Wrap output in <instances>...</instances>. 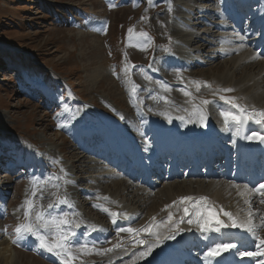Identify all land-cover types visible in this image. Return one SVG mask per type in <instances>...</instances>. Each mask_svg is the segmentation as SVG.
<instances>
[{
  "label": "rangeland",
  "instance_id": "obj_1",
  "mask_svg": "<svg viewBox=\"0 0 264 264\" xmlns=\"http://www.w3.org/2000/svg\"><path fill=\"white\" fill-rule=\"evenodd\" d=\"M221 1L154 0L149 4L148 0H0V148L19 152L22 163H26L27 158L32 165L21 168L19 174H1L0 248L3 240L12 242L14 228L24 222L23 202L32 198L35 209L44 210L46 215L68 213V218L76 223L83 221L75 230L86 233L93 226L99 228L90 239L84 240L81 236L73 239L72 251L78 257L73 264H130L134 254L145 248H141L143 245L139 249V245L133 248V234H117L119 217L112 227L109 214L94 205L131 214L126 224L132 228L142 227L155 217V223L160 225L157 228L159 234L168 230L161 238L170 243L171 238L167 237H175L174 231L184 229L180 231L184 233L191 229L195 232L197 226L189 224V217H185L177 227L168 229L171 223L165 222L162 215L168 204L163 196L167 188L189 183L192 179L193 182L223 181L229 187L238 185L196 175L193 178L177 177L147 188L119 176L115 168H109L115 156H110L107 162L99 157L102 153L99 146L104 147L107 143L110 151H116L115 137H119L121 147L128 154L136 147L153 156L157 152V137L152 138L156 130L160 133L159 127L164 128L167 137L171 138L177 124L185 121L190 125L209 123L227 132L226 137L216 140L228 144L230 139L236 145L238 127L233 121L226 124L221 115L236 109L220 100V96L236 97L238 103L249 109L254 107L250 103L257 104L255 109H264V99L258 98L260 94L264 95V57L257 55L251 47L250 34L246 36L247 41L243 37L244 31L250 30L244 24L250 21L257 24L259 13L264 12V4L260 5L261 0H253L247 11H235L229 6L226 13L234 16L232 24L229 25L227 16L223 17L220 12L222 24L213 28V22L204 20L207 16L202 8L209 10V19L221 21L217 10L223 6ZM109 4L113 6L109 7ZM169 4L171 12L168 11ZM250 12L258 15L253 14L251 18ZM129 28L133 29L132 34ZM140 32L151 37L150 46L145 47L148 41L137 35ZM233 35L242 39L228 42ZM254 41L259 42V39ZM181 42L186 44L185 48ZM165 46L180 60H168ZM246 56L249 60L244 61ZM21 62L36 70L25 72L28 77H23L18 69ZM164 84L168 86L167 90ZM223 88L233 91L223 92ZM182 89L191 96H185ZM202 100L211 103L203 105ZM194 105L203 111L196 112ZM201 115L205 117L203 122ZM168 116L172 118L171 122ZM239 125L245 131L249 127L256 131L264 129L252 121ZM85 129L102 138L101 143L80 149L79 134ZM127 132L134 138L133 142L126 140ZM201 145L195 146V156L203 152ZM256 149L260 151L258 147ZM0 161L3 164V160ZM35 181L45 183L42 186L36 184V195L33 196ZM205 185L208 184H201L202 192ZM197 186L198 183H194V188ZM233 191L238 192L235 187ZM174 193L175 198H179L186 191L174 190ZM228 193L219 195L222 198L220 207L246 219L249 206H242L245 197L237 193L232 198L231 192L226 198ZM257 196L258 212L264 213V204L259 203ZM65 198L67 204L48 207ZM180 210L183 211V207ZM34 215L33 211V218ZM164 225L168 227L163 229ZM46 234L51 238V234ZM258 234L264 238V232ZM124 236L132 237L127 244L121 242ZM140 238L156 242V238L148 233H140ZM117 243L120 248L103 255L78 251L81 245L104 249ZM14 245L12 253L16 264H61L58 257L38 246L39 241L34 236L28 235ZM127 247L133 250L131 256H125Z\"/></svg>",
  "mask_w": 264,
  "mask_h": 264
},
{
  "label": "snow or ice",
  "instance_id": "obj_2",
  "mask_svg": "<svg viewBox=\"0 0 264 264\" xmlns=\"http://www.w3.org/2000/svg\"><path fill=\"white\" fill-rule=\"evenodd\" d=\"M149 4H153L154 0H148ZM112 4H109V7H112ZM168 11H172L171 4L168 6ZM144 19V17H141ZM106 30V28H105ZM129 33H133V29L129 28ZM137 35L141 37H145L148 41L145 44V47L150 46L151 37L148 36L146 32H140ZM242 39V38H241ZM164 51L168 52V47H164ZM259 55V54H257ZM255 58V57H254ZM134 67V66H133ZM116 74L115 72L113 73ZM146 79L148 77H145ZM199 82H197V90H199ZM138 87V86H137ZM163 87L167 90V85L164 84ZM135 87L133 91H135ZM183 94L185 96H191V93L188 91H184ZM223 92H231L233 91L230 88L221 89ZM162 99H166L161 97ZM220 100L224 101L226 104L231 105L233 111H225L222 112L221 115L224 117L225 122L227 124L228 121H234L237 124H244L249 121H254L256 124L264 126V109H255L254 107L249 109L248 106L242 105L237 102V98L233 96H220ZM211 103L208 100H202L201 104L207 105ZM197 111L202 112L203 109L199 108V106H193ZM162 115H166V113H161ZM169 122H171V117H167ZM179 119L183 120L184 117H179ZM201 121L205 119L203 115L200 117ZM248 140H258L261 143H264V135H261L258 132H252L251 135L245 137ZM63 172V169H61ZM57 179H62V177H57ZM45 181H35L32 188V195H36V184L43 185ZM233 187L237 188L238 194L245 197L244 203L249 206V211L247 212L246 219H240L237 216H234L231 212L225 211L223 208H220V212L223 213L224 216L228 217V222L221 220L219 218V214L214 211L211 206L208 204V197L200 196L198 198H194L192 196H182L179 197V202H190L189 206L184 207V216L180 218L183 220L185 217L189 216L191 211L192 218L188 219L189 224H195L198 226L199 230L203 232H217L219 233L222 228H233L240 229L242 232H246L251 237L249 241V245L255 244L256 251H240L239 248L243 247V245H238L235 243H217L215 247H209L208 251L204 254L205 260L211 261L217 257H220L222 253L233 251L235 254H238L240 257H264V238H262L258 232L260 227H264V213L253 212L252 211V200L251 197L253 195H259L260 204H264V182L256 184L254 187H249L248 184L243 186L233 185ZM104 199H107L105 197ZM195 201V202H193ZM178 201H173L170 205H165V208H171L173 205L177 204ZM67 199H58L56 204H49V208H54L57 204H67ZM24 206V222L18 224L14 228V237L12 242L14 244L26 238L28 235L36 237L39 241V247L52 255L58 257L60 259L61 264H73V261L78 259V257L72 251V241L76 237V228H79L83 221L76 223L74 220L68 218V213H61L58 215H46L44 210H36L32 198H27L23 202ZM94 207H101V210L108 213L112 218V223L116 224L117 218H122L124 220H128L131 217L129 213H117L113 212L108 208H103L100 205H94ZM35 212L34 218L32 217V212ZM260 215V223L257 224L254 222V216ZM167 221H171L172 224H177L179 221L173 220L172 213H168ZM160 225L155 223V217L152 218V222L140 227V228H132V227H119L117 229V234L121 232H127L129 234H133L135 236V241L133 243V248L136 245L145 246V250L139 252L138 254H134L133 259H143L144 257L151 254L153 248L157 246L159 242H161L162 238L157 231V228ZM6 230V228H5ZM184 229H178L177 231H183ZM46 233L51 234V238ZM140 233H148L156 238V242L146 241L140 238ZM167 238H172L168 236ZM121 245L119 243L113 245L110 248L97 249V248H88L86 245H81L78 251L90 254L92 252H96L98 254H106L113 252L114 249L120 248ZM127 251H132V249H128ZM256 264H264V260L257 259Z\"/></svg>",
  "mask_w": 264,
  "mask_h": 264
},
{
  "label": "bare ground",
  "instance_id": "obj_3",
  "mask_svg": "<svg viewBox=\"0 0 264 264\" xmlns=\"http://www.w3.org/2000/svg\"><path fill=\"white\" fill-rule=\"evenodd\" d=\"M231 1H233L232 2V4H231V6L229 7V8H232V9H234L235 11H247V7H249L250 5V3H249V1H251V0H231ZM243 3H245L244 5L246 6V7H243L242 6V4ZM253 10H255V8L254 7H251ZM226 14H228V13H226ZM256 15H258V14H256ZM255 15V16H256ZM253 24H256V22L254 23V21L252 22ZM252 24V25H253ZM251 25V26H252ZM247 60H249V57L248 56H246V58H245V60L244 61H247ZM223 78V77H222ZM226 77H224L223 79H225ZM226 80V79H225ZM263 80H264V76H263ZM239 87V86H238ZM244 87V86H243ZM249 87H250V85H249ZM224 89V88H223ZM238 89V88H237ZM248 89V88H247ZM205 94H207V93H205ZM204 94V95H205ZM256 96V95H255ZM208 97V96H207ZM258 97V96H257ZM254 98H256V97H254L253 96V99ZM259 100H261V101H263V99H264V95H263V93L262 94H260L259 95ZM204 99H206V98H204ZM248 99H250V98H248ZM249 105H251V106H255V105H257V104H253V103H250ZM196 112H198V111H196ZM183 114V113H182ZM191 117V116H190ZM197 121H198V118H197ZM176 122V121H175ZM186 122V121H185ZM199 122V121H198ZM156 123V122H155ZM200 124V123H199ZM242 125H244V124H242ZM159 126V125H158ZM157 126V127H158ZM213 126V125H212ZM193 132H196L197 130H192ZM254 132H259V133H262V131H254ZM251 135V134H250ZM247 136H249V135H247ZM246 136V137H247ZM226 137V136H225ZM246 140V138H244L243 137V139L241 140V143H239V147H238V150H240V154L241 155H243L242 156V161H245L246 162V160H249L250 158L247 156V155H251V156H256L257 154H254V153H247V150L249 149L248 148V145L246 144V143H243L244 141ZM260 143V141L258 142V144ZM200 146V145H199ZM202 146V145H201ZM197 147V146H196ZM248 148V149H247ZM257 150V149H256ZM260 150V149H259ZM257 152V151H256ZM263 157H264V155H263ZM253 158H255V157H252V159L251 160H253ZM201 174H204V173H201ZM251 174L252 173H250V176H251ZM171 176H173L174 177V175L172 174ZM184 177V176H183ZM194 176H192L191 178H193ZM202 177V176H201ZM252 177V176H251ZM250 177V178H251ZM189 181V183H184V184H180V185H175V186H173V187H169V188H167L166 190L167 191H164L163 192V196H164V201H167L168 202V204L167 205H170V204H172V202L175 200V201H178L177 202V204H175V205H173L171 208H165L163 211H162V215H164V217H165V222H170L171 224L169 225V227L170 228H168V229H170V230H172V228H175V227H177V224H172V222L171 221H167V217H168V213L169 212H171L172 213V216H173V220H175V221H180V218H181V214H180V212H181V207H183V210H184V207H186V206H189V203L188 202H184V203H180L179 202V198H175V193H174V190L175 191H186V193H185V195H183V196H192V197H196V198H198V197H200V196H206V197H208V202H213V203H215V204H218L219 203V200H222V198L221 197H219V195H222V196H224L225 195V193L226 192H229V193H231V192H233V196H232V198L238 193V192H235V191H233V187H231V185H230V187H231V189H230V187H229V184L228 183H225L224 184V182L222 181V182H218V181H210V182H207V181H200V182H193V181H195V180H188ZM197 181V180H196ZM245 182H246V180H244ZM207 182V183H206ZM194 183H198V186H197V188H194ZM202 183H204V184H208L207 186H206V188L203 190V192H202V190H201V184ZM242 186V185H241ZM229 193H228V195L226 196V198L227 197H229ZM198 194H199V196H198ZM254 197H256L257 199L255 200L254 199ZM224 199V198H223ZM258 196L257 195H253L252 197H251V200H252V205H253V207H254V212H257V211H259L258 210V207H257V202H258ZM241 202H243V201H241ZM254 204H255V206H254ZM244 205H246L244 202H243V205L242 206H244ZM211 206V205H210ZM220 206H219V208H218V210H220ZM108 216V218H109V220H110V224H112V219H111V217L109 216V215H107ZM122 221V220H121ZM166 227H168V225H164V228L163 229H166ZM223 229V228H222ZM221 229V230H222ZM116 232V231H115ZM168 232V230H166V231H164L163 232V234H159L162 238H164V236H165V234ZM213 233H216V232H212V234H210L209 236H207L206 237V239L205 240H207V241H209V240H211L212 238H213V236H215V235H213ZM243 234H245V232H242ZM247 236L249 235L248 233L246 234ZM131 236V235H130ZM130 236H127V237H125L124 236V238L121 240V242H125L126 244L129 242V240H130V238H132V237H130ZM134 237V236H133ZM128 238V239H127ZM245 240H249V239H245ZM164 241H166V240H164ZM12 243L13 242H11L9 239H6V240H3L2 241V246H1V248H0V260H1V262H2V264H16V262H15V259H14V256H13V253H12V249H13V247H12ZM131 243V242H130ZM186 243V242H185ZM152 251H154V252H156V253H164L163 252V249L161 248V246L159 245V244H157V246L155 247V248H153V250ZM173 256H174V254H172ZM147 264H151L150 263V261H148L147 262ZM241 264H244V261H241Z\"/></svg>",
  "mask_w": 264,
  "mask_h": 264
},
{
  "label": "trees",
  "instance_id": "obj_4",
  "mask_svg": "<svg viewBox=\"0 0 264 264\" xmlns=\"http://www.w3.org/2000/svg\"><path fill=\"white\" fill-rule=\"evenodd\" d=\"M7 65V64H6ZM20 67V66H19ZM29 67L30 68H24V69H22L21 71H22V75H23V77H28V74H25V72H27V71H35L36 69L35 68H33L31 65H29Z\"/></svg>",
  "mask_w": 264,
  "mask_h": 264
}]
</instances>
